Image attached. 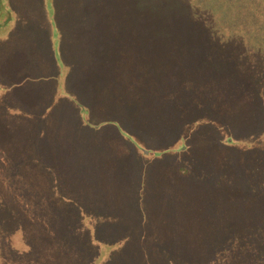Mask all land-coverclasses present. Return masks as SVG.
<instances>
[{
  "label": "rangeland",
  "instance_id": "rangeland-1",
  "mask_svg": "<svg viewBox=\"0 0 264 264\" xmlns=\"http://www.w3.org/2000/svg\"><path fill=\"white\" fill-rule=\"evenodd\" d=\"M236 2L0 0V264H92L105 254L110 261L100 264H147L152 252L144 255L142 248L152 246L153 230L166 227L172 214L173 219L182 216L173 212L177 206L171 204L164 183L168 175L161 174L162 168H177L184 159L191 165L199 163L190 155L197 145L203 151L208 149L209 156L217 153L218 161L228 158L231 167L236 164L231 157L238 166L254 155L264 164V71L253 72L252 78H212L215 71H231L232 67L226 68L224 63L227 51L242 54L247 48L251 52L261 47L262 51L251 52L257 56L248 62L264 64V0ZM224 4L227 17L222 11ZM207 13L213 16L211 24L205 23L212 32L225 27L215 41L225 43L226 48L217 45L221 51L214 58L203 47L194 49V53L202 54L200 72L208 71L209 77L187 78L185 89L172 88L175 95L181 94V102L174 108L199 113V117L192 118L183 130L179 123L166 120L167 128L176 131L175 137H169L166 131L160 132L162 118L153 114L160 107L166 108L164 103L155 109L154 101H140L139 94L161 95L160 91L171 84L162 85L157 81L160 78H139L132 83L122 68L118 69L120 75L113 76L107 62L126 59L124 71L132 68L133 62L127 57L130 48L121 42L133 34L137 35L132 38L135 41L146 36L155 39L154 44L161 45L157 49L162 59L170 56L175 47L168 44L169 33L143 28L135 31L136 22L144 15H179L178 23L169 22L186 35L187 25L202 26L199 18ZM231 13L244 19L242 27L238 21L231 22ZM194 30L199 33L201 29ZM206 35L210 39L212 34ZM103 36L110 40L101 41ZM222 37L224 40H219ZM100 41L115 45L105 47L101 51L104 60L94 64V43ZM190 56L191 62L197 61ZM147 63L146 70L158 67L157 72L163 75V61ZM250 82L252 91L247 90ZM230 100L234 103L229 104ZM138 108H149L151 119L145 113L146 120H140ZM206 112H226L229 117L221 123L219 119L213 121L217 116H210L198 126ZM239 112L243 117L236 119L238 127L230 125V129L229 120L237 113L240 116ZM138 126L152 134L150 142H157L156 146L163 140L162 145L172 152L167 156L169 164L163 156L142 154V149L153 151L154 146H145L146 136L139 138L133 130ZM210 126L214 138L206 134ZM232 129L245 136L233 135L238 139L234 146L238 150L229 148ZM209 146L219 147L218 152ZM80 170L87 176L82 177ZM203 179L211 182L205 180L207 176ZM100 209L109 212L98 217L102 215ZM159 254L164 262L170 252Z\"/></svg>",
  "mask_w": 264,
  "mask_h": 264
},
{
  "label": "trees",
  "instance_id": "trees-1",
  "mask_svg": "<svg viewBox=\"0 0 264 264\" xmlns=\"http://www.w3.org/2000/svg\"><path fill=\"white\" fill-rule=\"evenodd\" d=\"M234 1L236 2V0ZM223 3L224 2H222V4ZM254 3H256V1ZM261 7H263L264 9V6ZM222 9V11H224V17H227V8L225 7V4ZM135 13H137V11L134 12V15H136ZM156 14L163 15V13ZM142 17L143 19H139V22H136L135 31H139L141 28H143L147 29V31L151 30L152 32L157 30V32L164 33L165 31L169 33L170 39L168 44L174 43L173 47H175V49L171 48L169 53L170 56H166V58L162 59V53H159L157 49L161 45H159V42L158 45L154 44L155 39L153 40L152 38L146 36L144 38L141 37L142 41L140 38L139 40L137 39V41H135L132 40V38L136 37L137 35L133 34L132 37L128 38L129 40L121 42L124 46L130 48V51L127 52V57L134 63L133 64L129 61L132 64V68L124 71L126 59L122 61H110L107 62V65L113 68V76L120 75L118 69L122 68V73L132 83H136L139 78H160L157 81L162 85H165L166 83L171 84L160 91L162 92L161 95L155 94V96L148 97L149 94L146 96L143 93L139 94L140 101H154L153 104L155 109V106H160V104L164 103V106L166 108L161 109L160 107L155 113L153 112V114L157 116V119L159 120L160 118H162V120L159 122L161 124L160 132L164 133V131H166V135L171 137L174 136L176 131H171L169 130V127L167 128L166 124L168 122L166 123V120H168L169 122L172 121L173 123L177 124L179 123V129L183 130L184 127L189 124L192 118L199 117V113L195 112L196 114L193 115V113L191 114V112L186 111V109L184 108V111H177L174 108L175 106L180 104L181 94L175 95L177 92L172 88V86L178 87V89H185L184 84L186 83L185 80H187V78L209 77L208 71L200 72V67L203 64L199 60L202 54L194 53V49H197V47L199 46L203 47L204 50H207L206 53H209V55L214 58L215 54L218 53L220 49L223 50L224 48H226L223 45L225 43L221 44L219 42V44H217L218 41L217 43L215 41L218 40L217 35L221 33L225 27L219 28L217 30V33L212 32L209 29L210 26H207V24L205 25V23L208 22L209 24H211V18L213 16H211L210 13H207L199 18V22L202 26L194 27L191 25H187L189 27H187V33L186 35H182L177 30L180 28L169 22V20H171L178 23L177 18H179V15L167 16L168 18H165L164 16L149 17L145 15ZM165 19H168L167 22L165 21ZM230 19L232 23L233 21H238V23H241V27L244 24L242 22L244 21V19H240L239 17L234 16V14L232 13L230 14ZM249 19L251 20V18ZM224 20L228 21L229 19L224 18ZM250 23L255 24L256 21L253 20V22L250 21ZM194 29L201 30L198 33ZM110 30L114 31L115 29L110 28ZM192 30L197 35L201 34V38L191 37L194 34L192 33ZM209 32L212 34L210 39H208V36L206 35V33ZM114 33H116V31H114ZM223 35L224 34H222V36ZM106 39L110 40V38H106L105 36H103L101 41ZM148 39H150L149 43L144 42ZM219 40H224V37L219 38ZM101 41L100 43H94V64L97 61L104 60L101 51L105 49V47H113L115 45L113 43H109L108 41H106V43H104V41ZM217 45L218 47L222 48L218 49ZM249 49L250 48H247L245 51H242V54H230L227 51L229 55L226 59H224V63L226 64V68L227 66L232 67L230 68L231 71H229L227 74H220L215 71L214 75L216 77L212 78H252L254 74L253 72L261 73L262 71H264V64L261 65L259 64L260 62L256 63L254 61L252 63L248 62L251 57H255L254 59H256L257 56H254V54L252 55L251 52L256 54V51L260 50L261 47H256V49L258 50L253 49L251 52L249 51ZM260 51H262V49ZM190 54L193 56V58L194 56L197 57V61L193 59L194 61L191 62ZM207 58L211 59L210 56H207ZM134 59L138 60L135 61ZM147 61H150V63H154L156 65L157 61H163L164 64L162 67H160L164 70L163 75H160V73L157 72L159 71L158 67L152 68L151 66H149L146 70L145 66L148 65ZM118 62H121V64ZM262 63H264V61ZM147 71L149 75L146 74L147 77H145L144 74ZM108 74L112 75L110 71L108 72ZM136 86L137 85H135V88H138ZM154 89L157 90L158 86L155 85ZM247 90L252 91L251 82ZM222 100L224 99L222 98L221 101ZM247 102L248 101H246L245 103ZM233 103V100L229 101V104ZM134 106L136 107V104H134ZM255 107L258 108L257 105ZM141 109L142 108H140L139 111L142 117L139 119L145 121L146 119L144 115L145 113L148 114L150 109L147 108L143 111ZM256 109H254V111ZM153 114L151 116L148 114V117L151 119ZM210 116H217L215 117V119H213V121L217 122V119H219L221 123H224L225 121L223 120L226 119V116H228V114L226 112H213V114L211 115L210 113L206 112L204 115L200 116L199 119L201 120V122L200 124H198V126H201V123H206L208 121L207 119L210 118ZM240 117L242 119L243 114L240 113L239 116V114L237 113L233 120H229V128L230 125L232 127L234 126L235 128L238 127V124H236L235 122L236 119ZM201 127H199V129ZM210 128V133L206 134L214 138V136H212L213 129L211 126ZM133 130L137 132L136 134L139 138L143 139V135L146 136L144 138L145 146L151 143L154 146L152 148L153 151L148 148L144 152L142 149L141 152L145 157L162 158L163 156L166 158V163L169 164L167 156L170 153V155L168 156L170 157L172 152H169L167 150L166 145H162V139V141L159 142L160 145L156 146L157 142L156 145L154 142H150V140H152V134L143 132L140 126H138L137 128H133ZM232 133L233 134H231V138L229 137L231 139L229 148H235L234 146L238 143L236 142L238 139L233 138V135L235 137L240 135L235 134L234 129H232ZM250 135L252 134H249V136ZM240 137L245 136H242L241 134ZM123 138L128 140V138L126 137ZM147 138L148 140L146 141ZM177 138L178 137H176L175 139ZM221 145L224 146L225 144L221 142ZM140 147H142V144H140ZM209 148L210 150H214L215 152H218L217 149H219V147L216 148V146H209ZM208 151V149L205 151L201 150V146L197 145L193 149V154L191 153L192 150L190 151V155H193L192 157H194L196 161L198 160L199 163L191 165L190 163H186L185 161L187 160L183 158L184 161L180 162L179 167L174 168L173 166V169H168V171L166 168L161 169V174L164 173L165 175H168L166 176V178H164V183L169 190V192H167L171 200V204L175 203L178 208H175L173 212H181L182 216L181 218L173 219L175 214H172L170 219L166 222V227L164 226L163 229H159L156 227L153 230V234L150 236L153 240L152 246L147 248L146 246H144V249L142 248V252H144V255L152 252V260L146 261L147 264H264V164L258 162V157L254 155V159L253 157H250L246 162V158L245 164L244 161H241L240 166H238L237 161H234V159L230 155L231 160L236 163L231 167L230 163L228 162V158H225L227 160L221 158V161H218L219 158L216 157L217 153H215V157H213L207 154ZM256 151L257 150H255L253 153H255ZM139 154L143 156L140 152ZM255 154L257 155V153ZM184 162L186 165H184ZM246 164H248V166H245ZM180 170H183L184 173L182 174ZM254 172L255 174L249 175ZM79 174L82 175V177L87 176V174L81 172V170ZM204 176H207V179L205 180L211 182L206 183L203 179ZM247 177L248 180L243 181ZM182 180L184 182H181ZM252 184L254 186H252ZM95 197H97V194L93 196V198ZM100 203L104 204L103 201H100ZM88 204L94 205L90 201H88ZM105 205H107L106 208L111 207L108 204ZM108 212L109 211L107 209L105 211L100 209V213H102V215L98 214V217H103L104 213ZM84 215H87V213H85ZM134 227L135 226L130 228L133 230ZM128 238H130L131 240L134 239L130 236ZM110 244L112 243L110 242ZM163 250H167L170 252L164 262L162 259L160 260L161 256L159 254ZM121 251L124 252V250ZM101 257L95 258L96 261L92 264H100L101 261L102 263H109L110 258H108L109 256L107 254ZM112 261H114L113 258Z\"/></svg>",
  "mask_w": 264,
  "mask_h": 264
}]
</instances>
